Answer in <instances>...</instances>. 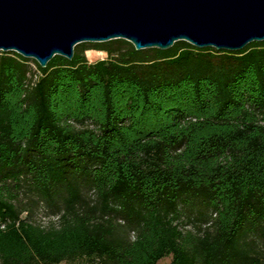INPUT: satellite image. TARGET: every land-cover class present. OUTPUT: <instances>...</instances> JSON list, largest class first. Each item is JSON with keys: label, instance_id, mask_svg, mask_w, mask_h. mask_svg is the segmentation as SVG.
<instances>
[{"label": "trees", "instance_id": "trees-1", "mask_svg": "<svg viewBox=\"0 0 264 264\" xmlns=\"http://www.w3.org/2000/svg\"><path fill=\"white\" fill-rule=\"evenodd\" d=\"M166 258L264 264V41L0 52V264Z\"/></svg>", "mask_w": 264, "mask_h": 264}, {"label": "water", "instance_id": "water-1", "mask_svg": "<svg viewBox=\"0 0 264 264\" xmlns=\"http://www.w3.org/2000/svg\"><path fill=\"white\" fill-rule=\"evenodd\" d=\"M125 40L135 50L179 41L239 52L264 41V0H0V52L45 68L81 43Z\"/></svg>", "mask_w": 264, "mask_h": 264}, {"label": "rangeland", "instance_id": "rangeland-1", "mask_svg": "<svg viewBox=\"0 0 264 264\" xmlns=\"http://www.w3.org/2000/svg\"><path fill=\"white\" fill-rule=\"evenodd\" d=\"M92 54L86 52V58L90 63H94L96 61L102 60L106 58V54L102 52L90 51ZM99 54V55H98ZM33 67V65H31ZM33 220L37 223L46 224L49 222V218L46 216L45 212L41 209L37 210L33 215ZM170 262V258H166L161 260L158 264H168Z\"/></svg>", "mask_w": 264, "mask_h": 264}, {"label": "bare ground", "instance_id": "bare-ground-1", "mask_svg": "<svg viewBox=\"0 0 264 264\" xmlns=\"http://www.w3.org/2000/svg\"><path fill=\"white\" fill-rule=\"evenodd\" d=\"M88 53L90 54L89 56H91L92 53H91L90 51H88ZM98 55H99V54H98Z\"/></svg>", "mask_w": 264, "mask_h": 264}]
</instances>
